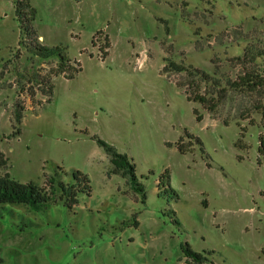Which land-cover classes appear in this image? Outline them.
<instances>
[{
    "label": "rangeland",
    "instance_id": "rangeland-1",
    "mask_svg": "<svg viewBox=\"0 0 264 264\" xmlns=\"http://www.w3.org/2000/svg\"><path fill=\"white\" fill-rule=\"evenodd\" d=\"M31 3L40 42L82 70L59 74L58 58L19 44L14 0H0V176L45 185L79 171L91 191L73 209L0 205V264H195L186 244L215 264H264V81L209 111L187 93L209 97L211 84L164 70L170 60L223 84L243 75L230 59L264 48V0ZM47 74L50 96L32 80ZM186 78L189 87L177 83ZM16 101L25 111L12 136ZM96 138L127 155L136 180L113 171Z\"/></svg>",
    "mask_w": 264,
    "mask_h": 264
},
{
    "label": "trees",
    "instance_id": "trees-1",
    "mask_svg": "<svg viewBox=\"0 0 264 264\" xmlns=\"http://www.w3.org/2000/svg\"><path fill=\"white\" fill-rule=\"evenodd\" d=\"M15 4V16L20 23L21 34L26 36L19 44L23 43L27 45L34 56L38 58L48 59L51 57H56L59 59L57 72L59 74H64L65 76L73 77L74 73L82 70L79 62L72 60L66 52H62L59 47H49L43 45L39 40V35L34 26V21L36 19L37 10L32 5L31 0H14ZM102 31H98L96 34ZM95 36V35H94ZM93 36V39H94ZM24 39V40H23ZM30 39L31 41H27ZM107 39V36H106ZM94 42V40H92ZM30 44V45H28ZM110 43L107 42V47L110 48ZM26 47V46H24ZM102 51V46H99ZM108 55V51L102 53L101 57L105 58ZM20 56V49H17L15 58ZM264 59V48L258 46H251L244 50L243 56H236L230 59V61L237 62L246 71L243 75L237 76L235 79H227L225 84L219 81L218 78L206 73L200 68L189 69L183 64H177L169 60L166 64L164 70L167 72H175L177 74L189 73L191 76L196 75L201 81L211 84L215 88V92L211 93V96L206 97L204 94H193V92L187 93L188 100L193 102H198L203 105L206 110L212 111L214 108V103L219 99L223 98L227 91H253L256 88L261 87L264 81V67L259 65V60ZM219 60V59H218ZM168 61V60H167ZM215 62V61H214ZM76 64L77 67H72ZM252 66L251 69L249 67ZM255 66H258L255 68ZM264 66V62H263ZM34 82L37 85V89L43 94L52 93V79L51 75H36L33 77ZM190 79L186 78L185 81L178 80L177 83L182 85L184 88L189 87ZM31 97L35 96V91L33 86L28 88ZM215 96V97H213ZM259 108V107H256ZM262 110H264L263 107ZM25 106L16 101L15 108L13 112L15 120V131L12 136H17L21 132V124L24 118ZM194 114L198 121H201V116L198 115V110L194 109ZM264 116V113H263ZM97 142L104 147L106 152L110 155V161L114 166V172H119L123 177L136 180V175L134 173V165L130 162L126 154L119 153L116 148L112 145L106 143L100 138H96ZM260 147L259 151L264 154V138L262 135L259 136ZM182 150L181 147H179ZM6 160H2V164H6ZM9 172L4 176H0V205L8 203L24 204L30 209L38 211L46 204L53 202H62L69 209H73L79 204L80 193L89 194L91 191L89 185V179L86 175L81 174L79 171H74L72 173V179L69 181L63 180L58 174L50 175L46 181L45 185H39L33 181L27 182L25 184L19 183L17 181H12L8 179ZM134 190L142 193L143 199L145 198V193L142 185L131 183ZM135 227H138L139 221L134 217ZM186 261L191 260L195 264H215L209 261L208 258L199 252L193 251L188 244H186L184 249Z\"/></svg>",
    "mask_w": 264,
    "mask_h": 264
}]
</instances>
